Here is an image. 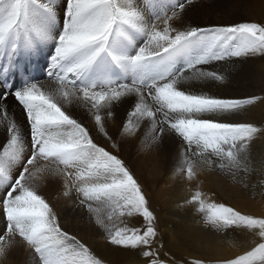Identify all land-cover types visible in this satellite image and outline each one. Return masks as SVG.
<instances>
[{
  "label": "snow or ice",
  "instance_id": "6c2138e0",
  "mask_svg": "<svg viewBox=\"0 0 264 264\" xmlns=\"http://www.w3.org/2000/svg\"><path fill=\"white\" fill-rule=\"evenodd\" d=\"M192 3L0 0V125L6 129L0 140V259L22 244L34 264H104L62 227L38 191L58 182L60 195L79 201L110 245L137 252L144 264H264V216L209 201L198 188L185 203L204 225L218 232L243 229L254 246L230 257L176 259L165 250L156 216L125 161L68 110L73 104L86 109L96 134L118 152L105 121L123 107L121 140L143 133L149 149L165 136L178 141L176 171L189 182L198 165L247 170L250 142L264 127L238 117L264 98L213 93L226 77L209 68L264 56V23L185 25ZM38 57L47 65V82L23 74V65L35 66ZM136 218L142 223L130 226Z\"/></svg>",
  "mask_w": 264,
  "mask_h": 264
},
{
  "label": "rangeland",
  "instance_id": "374dc122",
  "mask_svg": "<svg viewBox=\"0 0 264 264\" xmlns=\"http://www.w3.org/2000/svg\"><path fill=\"white\" fill-rule=\"evenodd\" d=\"M138 1L143 2V0ZM252 2H254V4ZM191 5L192 6L188 7L189 10L187 8L184 14L183 22L185 25H189L191 23L190 25L192 26L207 27L211 25H223L225 23H237L239 21L264 23L263 0H193ZM202 16H207L208 19H202ZM187 20L189 21L187 22ZM204 22L206 23L204 24ZM36 59L40 60V57ZM1 64L2 62H0V67L2 66ZM24 65L23 74L25 73V69H30L32 70V75L38 77L37 79H39V73L41 71L39 70L38 75L36 74V70L38 69L37 65H28V63ZM209 70H217L226 77L222 84H218L211 88L213 93L226 98H246L249 96L264 98V56L215 62ZM18 75L19 73L13 72L11 78L15 81ZM81 114L91 118L88 115L87 110L84 108H82ZM124 115H126V113L124 112L123 107H118L116 109L115 118L110 120L106 119L105 126L107 127L109 135L112 136L113 140L117 141L119 144V152L114 149L116 151L115 154H119L120 158L125 161V164L138 180L148 199L149 208L156 216L157 229L163 238L165 250L169 251L170 254H173L178 260L192 258L214 259L231 256L229 254H227V256L224 253L218 256V254H216L217 252L214 253V243L217 244L218 248L222 249H226L228 244L235 241H240L237 243L238 245L248 244L250 239L246 240V238L249 237L245 234L243 229L229 228L218 232L211 227H206L202 221L201 215L196 212L192 205L186 204L185 201L188 200L198 188L202 193L204 190H206V192L208 191V193L213 192L212 194H207L204 191L205 197L208 200L211 198L209 201L215 200L214 202L216 203L226 204L227 206L240 211L244 215H254L256 213L255 216H264V135H258L250 142L251 153L247 170L241 168L229 172L227 170L221 171L219 167L209 169L207 165H198L197 177L193 181L189 182L176 171L178 166L177 155L180 149L179 142L173 140L169 136H165L162 141L153 145L149 149L148 147L143 146L145 144L143 141V133H141L138 137H125L121 140L120 128L122 117ZM238 122H251L257 127H264V103H261L258 100L254 105L246 106V109L238 117ZM134 138H137L136 142ZM94 139L99 144L105 143V145L111 147V142L107 140L102 141L105 140L102 136H98L96 134V138ZM140 140H142L143 143L139 142ZM152 148L154 150H152ZM106 149L108 150V148ZM152 154L154 156H152ZM161 160L162 162L164 160L169 163H162ZM164 163L166 164L164 165ZM158 164H161L162 167L161 165H159V167ZM217 164H219V161H217ZM170 170H172V172ZM180 179L183 180L181 181ZM182 184L184 185L182 186ZM59 187L60 189H58ZM39 189L42 191H39L40 194L45 196L55 210L58 211L57 213L62 227L66 231L68 230L70 234L75 235L81 240V242L85 243L95 254L104 260V264H144L143 258H141L137 252L110 245L103 230L96 227V225L90 221L86 209H83L79 205V201L69 198L63 199L60 195L62 190L60 183L53 182L51 184L49 183V185L45 183V185ZM2 193L3 186L0 185V194ZM48 194L52 197H48ZM53 200H56V202ZM244 200L245 202L243 204L242 202ZM249 201L250 203H248ZM240 203L244 208H242ZM141 223L142 218L130 220V226H139ZM244 234L246 237H244ZM235 237H237L238 240ZM245 240L248 241V243H244ZM222 241L225 244L222 243ZM210 245L212 246L210 247ZM24 251H27L25 256L22 255ZM96 251L98 253H96ZM8 254H11L12 258L7 260L0 259V264H27L30 260H34L30 251L27 249V246L22 244H17ZM31 261L29 264H34V261Z\"/></svg>",
  "mask_w": 264,
  "mask_h": 264
},
{
  "label": "bare ground",
  "instance_id": "6f19581e",
  "mask_svg": "<svg viewBox=\"0 0 264 264\" xmlns=\"http://www.w3.org/2000/svg\"><path fill=\"white\" fill-rule=\"evenodd\" d=\"M203 1V0H202ZM246 1V0H245ZM264 1V0H263ZM137 2L138 3H141L140 1H138L137 0ZM208 2V1H207ZM224 2V1H223ZM57 3L59 4L60 3V0H57ZM253 4H254V2H252ZM257 3V2H256ZM216 4V3H215ZM241 4V3H240ZM258 4V3H257ZM256 5V4H255ZM259 5V4H258ZM192 6V5H191ZM201 6V5H200ZM207 6V5H206ZM245 6V5H244ZM210 7H212V6H210ZM243 7V6H242ZM199 8V7H198ZM201 8V7H200ZM210 9V8H209ZM188 10H189V8H188ZM195 10V9H194ZM199 10V9H198ZM206 10V9H205ZM211 10H213V9H211ZM245 10V9H244ZM250 10V9H249ZM195 11H197V10H195ZM194 11V12H195ZM237 11H238V9H237ZM191 12H192V10H191ZM210 12V11H209ZM208 12V13H209ZM201 13V12H200ZM213 13V12H212ZM214 14V13H213ZM204 15H205V13H204ZM207 15V14H206ZM201 17V16H200ZM216 17V16H215ZM250 17V16H249ZM256 17V16H255ZM189 18V17H188ZM221 18H223V17H221ZM202 19H208L207 18V16H202ZM189 20H187V22H188ZM207 21V20H206ZM235 21H236V19H235ZM240 22V21H239ZM242 22V21H241ZM184 23V22H183ZM203 23V22H202ZM206 22H204V24H205ZM220 23V22H219ZM218 23V24H219ZM189 24V23H188ZM191 24V23H190ZM193 24V23H192ZM217 24V23H216ZM226 24V23H225ZM224 25V24H223ZM174 26H176V25H174ZM207 26V25H206ZM250 62H251V60H250ZM256 64V63H255ZM2 65V64H1ZM28 65H30V63H28ZM36 65H37V67H38V71L40 70L41 72L39 73V79L38 80H41V81H45V82H47L46 81V75H45V69H46V67H47V65H46V63L44 62V59L42 58V57H40V60H38V59H36ZM24 66H26V65H24ZM0 69H2V66L0 67ZM257 69H258V67H257ZM34 71H35V69H34ZM33 71V72H34ZM24 75H27L29 72H31V74H32V70H30V69H25L24 70ZM36 74L38 75V73L36 72ZM259 74V73H258ZM36 75V76H37ZM36 78H38V77H36ZM19 81H20V74L18 75V77H17V79L14 81V82H16V83H19ZM5 87H7V86H5ZM9 104L11 105V99L9 100ZM68 110L73 114V116H74V118H77V119H79V120H81L84 124H85V126L86 127H88L90 130H92V135H93V137L94 138H96V132H95V130H94V121L92 120V118H88V117H86L85 115H83V114H81V111H82V107H80V106H78V105H76V104H73V105H70V106H68ZM250 110V109H249ZM262 115V114H261ZM108 120H110V119H108ZM111 122V121H110ZM107 128V127H106ZM113 130V129H112ZM111 130V131H112ZM114 131H115V129H114ZM6 134V129L2 126V125H0V139L2 140L3 139V137H4V135ZM113 138V137H112ZM115 138H116V136H115ZM114 138V139H115ZM128 138V137H127ZM135 139V138H134ZM137 139V138H136ZM136 139H135V142H136ZM125 140V139H124ZM127 140V139H126ZM102 141H106V140H102ZM128 141V140H127ZM131 141H132V139H131ZM143 141H144V139H143ZM111 142V141H110ZM139 142H142V140H140ZM143 143V142H142ZM141 143V144H142ZM104 144V145H103ZM103 144H101L102 146H104V147H106V148H108V150L109 151H112V152H116L113 148H111V147H109V146H107V145H105V143H103ZM129 144V143H128ZM131 145V144H130ZM161 145V144H160ZM122 146V145H121ZM126 146V145H125ZM143 146H146L145 144L143 145ZM143 146H142V148H143ZM166 146V145H165ZM145 148V147H144ZM123 149V148H122ZM126 150V149H125ZM144 150H146V149H144ZM152 150H154L153 148H152ZM164 151V150H163ZM251 151V150H250ZM255 151V150H254ZM119 152V151H118ZM153 152V151H152ZM121 153V152H120ZM150 153V152H149ZM251 153V152H250ZM117 154V153H116ZM122 154V153H121ZM124 154V153H123ZM119 155V154H118ZM141 155V154H140ZM120 156V155H119ZM148 156V155H147ZM146 156V157H147ZM150 156V155H149ZM152 156H154L153 154H152ZM145 157V158H146ZM158 157V156H157ZM140 158V157H139ZM143 159V158H142ZM155 159V158H154ZM167 159V158H166ZM140 160V159H139ZM159 160H160V158H159ZM169 160V159H168ZM143 161V160H142ZM155 161H156V159H155ZM146 162H148V161H146ZM157 162V161H156ZM161 162H162V160H161ZM163 162H168V161H164L163 160ZM162 162V163H163ZM131 163V162H130ZM158 163V162H157ZM156 163V164H157ZM161 163V164H162ZM169 163V162H168ZM143 164H144V162H143ZM154 164H155V162H154ZM161 164H158V166L159 165H161ZM166 163H164V165H165ZM176 164V163H175ZM137 165V164H136ZM139 165V164H138ZM140 165H141V163H140ZM145 165V164H144ZM163 165V164H162ZM162 165H161V167H162ZM146 166V165H145ZM143 167V166H142ZM160 167V166H159ZM173 167V166H172ZM174 168V167H173ZM141 169H143V168H141ZM147 169V168H146ZM162 169V168H161ZM160 169V170H161ZM206 169V168H205ZM139 170V169H138ZM174 170V169H173ZM214 170V169H213ZM142 171V170H141ZM171 172H172V170H170ZM140 172V171H139ZM239 172V171H238ZM261 172V171H260ZM145 173V172H144ZM174 173V172H173ZM147 174H148V172H147ZM177 174V173H176ZM251 175V174H250ZM206 176V175H205ZM214 176V175H213ZM175 177V176H174ZM209 177V176H208ZM222 177V176H221ZM170 178V177H169ZM177 178H178V176H177ZM200 178V177H199ZM202 178V177H201ZM181 180V179H180ZM183 180V179H182ZM181 180V181H182ZM219 180V179H218ZM185 182V181H184ZM48 185H49V183H47ZM51 184V183H50ZM201 184V183H200ZM239 184V183H238ZM45 185V184H44ZM184 184H182V186H183ZM233 185V184H232ZM185 187V186H184ZM200 187H202V186H200ZM209 187V186H208ZM207 187V188H208ZM227 187V186H226ZM210 188V187H209ZM222 188V187H221ZM232 188V187H231ZM230 188V189H231ZM58 189H60V187L58 188ZM202 189V188H201ZM44 190V189H43ZM50 190V189H49ZM204 190V189H203ZM202 190V191H203ZM210 190V189H209ZM212 190H213V188H212ZM38 191H41L40 189L38 190ZM45 191H46V189H45ZM44 191V192H45ZM58 191V190H57ZM205 192H206V190H204ZM204 191H203V193H204ZM211 191V190H210ZM226 191V190H225ZM228 191V190H227ZM235 191H236V189H235ZM2 192V191H1ZM42 192V191H41ZM55 192H56V190H55ZM216 192V191H215ZM237 192V191H236ZM207 194H212L213 192H210V193H208V191L206 192ZM205 193V194H206ZM229 193H231V192H229ZM228 194V193H227ZM226 194V195H227ZM232 194V193H231ZM52 195V194H51ZM181 195V194H180ZM246 195V194H245ZM248 195H250V194H248ZM253 195V194H252ZM228 196V195H227ZM251 196V195H250ZM249 196V197H250ZM48 197H52V196H49V194H48ZM47 197V198H48ZM57 197V196H56ZM244 197V196H243ZM181 198V197H180ZM52 199V198H51ZM63 199H64V197H63ZM211 199V198H210ZM209 199V200H210ZM213 199V198H212ZM242 199V198H241ZM176 200V199H175ZM179 200H181V199H179ZM53 201H55L56 202V200H53ZM61 201V200H60ZM68 201V200H67ZM71 201H73V200H71ZM215 201V200H214ZM231 201V200H230ZM247 201V200H246ZM260 201V200H259ZM52 202V201H51ZM54 202V203H55ZM244 202H245V200L242 202L243 204H244ZM58 203V202H57ZM79 203V202H78ZM247 203V202H246ZM248 203H250V201L248 202ZM56 204V203H55ZM61 204V203H60ZM64 204V203H63ZM62 204V205H63ZM65 204H66V202H65ZM58 205V204H57ZM240 205H241V203H240ZM248 205V204H247ZM242 206V205H241ZM61 207H63V206H61ZM80 207V206H79ZM237 207V206H236ZM239 207V206H238ZM57 208H58V206H57ZM67 208V207H66ZM242 208H244L243 206H242ZM59 209V208H58ZM260 209V208H259ZM264 209V208H263ZM58 212V211H57ZM71 212V211H70ZM251 212H253V211H251ZM79 213V212H78ZM255 213V212H254ZM258 213V212H257ZM260 213H262V212H260ZM247 214V213H246ZM256 214V213H255ZM255 214L253 215V216H255ZM66 219V218H65ZM63 223V222H62ZM66 223H67V221H66ZM65 223V224H66ZM64 224V223H63ZM190 224V223H189ZM70 227V226H69ZM97 227V226H96ZM94 230V229H93ZM68 231V230H67ZM96 231H97V229H96ZM191 232V231H190ZM94 233V232H93ZM100 233V232H99ZM102 233V232H101ZM194 233V232H193ZM83 234V233H82ZM84 234H86V233H84ZM233 234V233H232ZM231 234V235H232ZM102 235H103V233H102ZM236 235V234H235ZM234 235V236H235ZM245 235V234H244ZM90 236V235H89ZM237 236V235H236ZM98 237V236H97ZM244 237H246V235L244 236ZM194 238V237H193ZM235 238H237V237H235ZM99 239V238H98ZM105 239V238H104ZM196 239V238H195ZM199 239V238H198ZM197 239V240H198ZM204 239V238H203ZM205 240V239H204ZM237 240H238V238H237ZM246 240H249V238H246ZM245 240V241H246ZM240 241H235V242H233V243H230V244H228L227 245V248L226 249H222V248H218L217 247V244L216 243H214L213 244V248H214V253H216V254H218V256H220V255H222L223 253L225 254V255H227V254H229V255H231V256H233V255H236V254H238V253H242V251H244V250H247V248L248 247H250V246H254V242L253 241H251V240H249V243L248 244H245V245H240V246H237L238 244L237 243H239ZM206 243V242H205ZM204 243V244H205ZM217 243H219V242H217ZM221 243V242H220ZM222 243H224L223 241H222ZM243 243V242H242ZM95 244V243H94ZM100 244V243H99ZM207 244V243H206ZM205 244V245H206ZM210 244V243H209ZM225 244V243H224ZM237 244V245H236ZM97 245V244H96ZM223 245V244H222ZM212 245H210V247H211ZM91 247V246H90ZM101 247V246H100ZM209 247V246H208ZM93 249V248H92ZM103 249V248H102ZM97 250H99V249H97ZM95 251V250H94ZM204 251V250H203ZM211 252V251H210ZM96 253H98L97 251H96ZM27 254V251H24L23 253H22V255L23 256H25ZM30 255V254H29ZM211 256V255H210ZM228 256V255H227ZM20 257V256H19ZM10 258H12V255L11 254H8L5 258H2V259H10ZM21 259V258H20ZM22 259H23V257H22ZM32 259V258H31ZM25 261V260H24ZM29 261V260H28ZM31 261V260H30ZM29 261V262H30ZM32 261H34V260H32ZM31 261V262H32ZM26 262V261H25ZM29 262H27V264H29ZM8 263H10V262H8ZM12 263V262H11ZM13 264V263H12Z\"/></svg>",
  "mask_w": 264,
  "mask_h": 264
}]
</instances>
